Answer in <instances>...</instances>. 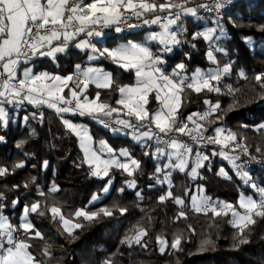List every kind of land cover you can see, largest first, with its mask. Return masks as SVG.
I'll return each mask as SVG.
<instances>
[{
    "label": "snow or ice",
    "instance_id": "1",
    "mask_svg": "<svg viewBox=\"0 0 264 264\" xmlns=\"http://www.w3.org/2000/svg\"><path fill=\"white\" fill-rule=\"evenodd\" d=\"M231 3L232 0H0V125L6 127L8 123L5 105L19 107L27 101L37 108L47 106L54 109L61 118L65 113L89 116L105 128L111 127L114 132L124 131L138 144L149 149L144 152L145 156H152L157 161H168L156 167L153 178L156 184L168 186V191L158 197V202L171 200L174 205L179 206L173 223L182 218L187 219L186 209L205 215L211 212L213 217L230 214L228 223L237 229L233 247L238 249L241 245L250 243L252 226L256 225L258 220L264 219V186H258L248 172L235 163L241 158L239 155H228L223 150L212 153L232 162L244 183L254 190L253 195H239L238 207L229 202L213 200L204 195L203 188H197V194L193 195H190L191 189H184L183 197L174 195L172 191L173 173L179 171L196 179L204 161L208 160V156L199 148L194 151L193 145L205 142L225 147L234 145V148H243V153L248 154L247 146L238 141L236 133L230 129L218 126L213 129L214 135H205L208 129L204 127V122L221 110L219 100L213 103L205 99V111L191 113L186 118L181 115L182 107L190 102L185 97L188 90L197 94L207 91L230 95L233 99L228 105V110H233L239 103L235 98L239 89L233 88L232 85L221 87L224 78L231 75L235 62L229 61L221 66L216 57V53L227 55V50L219 44V41L227 36L221 22V10ZM201 13L211 16L214 26L194 32L192 39L203 38L208 42L206 58L215 66L208 69L197 68L189 75L186 65L181 62L171 73H167L163 68V54L170 53L187 42L183 39L187 34L185 21H202L204 16ZM145 26H156L158 30H149L142 40L132 39L112 47H97L98 43H104L100 38L107 35L106 29L121 33ZM259 30L264 31V25L259 26ZM244 40L254 47L252 37H245ZM190 46L195 47L194 44ZM72 47L86 53L87 67L75 64L72 73L60 75L48 71L36 72L29 66L34 63L35 57H46L55 62ZM153 47L157 50L154 51ZM102 60H107L125 72L134 73V82L117 84L113 72L103 67L91 66ZM238 75L247 79L243 69ZM254 79L260 88L264 89V72L255 74ZM91 85L98 89L93 98L88 95ZM113 88L119 96L115 100L116 107L101 102L99 91H111ZM65 89H68V94H65ZM153 94L159 107L150 112L149 97ZM260 101H264V91L258 93V99L254 102ZM35 116L36 113H33L32 117ZM40 117L43 118L42 112ZM24 119L27 121L29 117L25 116ZM222 119V116L216 115V121ZM63 123L78 137L84 153V162L89 164L91 175L108 177L107 183L98 193L93 194L88 205L71 213L73 219H68L61 207L48 203L49 198L59 191V187L53 182L45 192L33 178L32 183L36 184V192L40 198L31 203H24L18 225L12 224L9 217L4 215V201L7 197L0 192V264H47V259L52 258L50 245L45 243L41 250V254L47 259H37L32 250L31 240H43L44 234L36 228L31 217L35 215L44 218L50 214L53 222L58 221L63 232L71 236L75 229L84 227L82 223H74V220L83 218L91 223L101 217H113L116 206H103L98 211L85 210L109 193L113 183L111 169L122 170L129 177H134V173L141 170L140 160L133 157L128 149L117 151L109 147L104 140H100L99 147L96 148L87 126L77 125L66 119ZM254 130L264 131V122L254 126ZM225 133L227 135H224ZM184 137L191 143L184 140ZM3 141L4 137L0 136V142ZM25 143L26 141H20L17 147ZM256 151H261L259 146ZM105 154L107 158H104ZM251 160L264 163V160H257L254 156ZM47 165L48 162L45 161L44 167ZM24 166V161L13 164L11 170L8 166L0 165V177L14 174L16 169ZM124 185L128 189L137 188L135 178L125 180ZM19 187L20 185H13V190ZM23 187L27 189L28 182H25ZM125 187H121L119 191L123 192ZM135 194L137 198L143 199L141 191ZM189 196L190 202L186 203ZM11 204L15 209L20 204V198L13 199ZM119 212L124 214L127 209L119 208ZM187 230L195 231L191 225H188ZM130 231L134 234H126L120 244L129 248L139 246L147 249L148 241L145 238L148 237V230L138 227ZM183 235V231H178L169 242L165 236L158 234L156 243L159 252L164 254L167 249L173 252L181 251ZM211 243L210 239H206L201 248ZM116 254L113 253L101 264H113Z\"/></svg>",
    "mask_w": 264,
    "mask_h": 264
},
{
    "label": "trees",
    "instance_id": "2",
    "mask_svg": "<svg viewBox=\"0 0 264 264\" xmlns=\"http://www.w3.org/2000/svg\"><path fill=\"white\" fill-rule=\"evenodd\" d=\"M221 22L227 36L223 37L219 44L227 50V55L216 53L217 60L221 66L229 61L235 62L231 75L224 78L221 87L232 85L233 88L239 89L235 94L239 103L233 110H228L232 96L207 91L197 94L188 90L185 97L190 102L182 107L181 115L186 118L191 113L206 110L207 106L203 103L205 99L213 103L219 100L221 110L216 115L222 116L223 119L216 121V115L211 116L208 120L210 127L214 129L222 126L230 129L236 133L237 140L247 146L248 153L254 152L264 158V131L254 130V126L264 122V101L254 102L258 99V93L264 91L254 79L255 74L264 72V31L259 30V26L264 25V0H233L232 5L222 11ZM185 23L187 34L183 39L187 42L163 56L164 69L170 71L183 62L187 73L190 74L198 67L206 69L215 66L206 58L208 42L203 38L192 39L193 33L198 31L200 26L191 19ZM143 30L144 27L139 31L120 35L109 34L105 37L104 46L112 47L118 41L136 38ZM245 37H252L254 47L245 42ZM192 44L195 45L194 48L190 46ZM77 63L85 64L84 54L71 48L66 55L61 54L54 64L48 62L35 69L46 68L53 72L68 74L73 72ZM95 64L113 72L117 84L134 82L132 72H125L107 60ZM241 69L246 72L247 79L238 75ZM97 90L90 86L88 95H94ZM99 91L101 102L111 105L115 103L118 97L115 88L111 91L104 89ZM5 108L8 123L6 127L0 125V136L4 137V141L0 142V165L8 166L11 170L13 164L25 162V166L16 169L14 174L0 177V192L7 197L4 201L6 204L4 215L8 216L14 225L19 224L18 218L24 203H31L40 198L36 192V184L47 192L54 182L59 191L49 198L48 203L61 207L66 218L73 219L71 213L88 205L93 194L98 193L107 183L108 177L91 175V168L84 162L78 139L64 125V119L87 124L94 145L104 139L113 149L128 148L132 156L141 162V170L134 173V177H129L122 170L111 169L113 183L109 193L105 194L101 201L85 209L98 211L103 206H116L111 218L101 217L91 223L83 218L74 220L75 223H82L84 227L75 229L73 235L69 236L63 232L58 221L53 222L50 214L44 218L33 215L31 219L36 228L44 234L43 240L39 238L31 240L32 250L37 259H47L41 254L47 243L51 246L52 252V258L47 259V264H101L113 253H117L113 257V264H264V219L258 220L257 224L252 226L250 243L241 245L238 249L233 247L237 229L229 225L230 215L213 217L211 212L205 215L186 209L187 219L182 218L173 223L179 206L174 205L171 200L158 202V197L168 191V186L156 184L153 178L157 160L152 156H145L144 152L149 149L135 144L127 135L105 129L95 124L88 116L63 114L61 118L55 110L46 106L37 108L23 103L19 107L6 105ZM33 113H36L35 118L32 117ZM25 116L29 117L27 121L24 119ZM243 125L248 127L245 128ZM20 141L26 143L17 147ZM257 146L260 147V152L256 151ZM239 149L243 151V148ZM201 151L208 156V160L204 161V166L199 170L200 175L196 179H191L179 171L173 173L174 195L183 197L184 189H191L192 193L195 185H202L208 197L238 207L239 194L251 191L243 189L244 181L232 170L228 169V175L220 173V168L226 167V164L219 155L212 154L213 151L218 153L217 146L205 145L201 147ZM45 161L48 162L46 168ZM247 172L253 182L255 181L258 186H264V168L254 166ZM33 178L36 179V184L32 183ZM132 178L136 180V189H128L124 185L125 180ZM25 182L29 184L27 189L23 187ZM13 185L20 187L13 190ZM121 187H125L123 192L119 191ZM137 191L142 192V200L137 198L135 194ZM17 197L20 198V204L13 209L11 201ZM189 199L190 196L186 203ZM119 208H126L127 212L120 214ZM188 225L195 231L189 232ZM138 227L148 230V237L145 238L148 241V248L143 249L139 246L129 248L121 245L120 240L126 234H134L130 229ZM178 231L184 232L182 250L173 252L167 249L161 254L156 236L158 234L165 236L170 242L173 234ZM206 239H210L212 243L202 249L201 244Z\"/></svg>",
    "mask_w": 264,
    "mask_h": 264
},
{
    "label": "crops",
    "instance_id": "3",
    "mask_svg": "<svg viewBox=\"0 0 264 264\" xmlns=\"http://www.w3.org/2000/svg\"><path fill=\"white\" fill-rule=\"evenodd\" d=\"M202 15H204V17H205V20H202V21H194V20H192L193 22H195L196 24H198L199 26H200V29L198 30V31H202L203 30V28H205L208 24H212V22H211V17L209 18V16L207 17V15H205L204 13H201ZM143 28V27H142ZM139 29H141V28H139ZM139 29H136V30H134V31H139ZM149 30H153V31H155V30H158L157 28H156V26H152L151 28H148L147 26H145L144 27V30L143 31H141V32H139L138 33V36L136 37V38H131V39H127V40H132V39H135V40H142L143 39V37L147 34V32L149 31ZM106 31V33H107V35H109V34H123V32H121V33H116L113 29H106L105 30ZM133 31V32H134ZM106 35V36H107ZM105 36V37H106ZM105 37H102V38H100V39H102L103 41H104V43L103 44H100V43H98L97 44V47H103L104 46V44H105ZM94 43L96 42V41H93ZM123 42H126V40H121V41H118L116 44H119V43H123ZM115 44V45H116ZM114 45V46H115ZM72 48H74V47H72ZM76 49V48H75ZM77 51H79L80 53H82V54H84V57H85V61H86V53L85 52H81L80 50H78V49H76ZM153 50L154 51H156L157 49L155 48V47H153ZM208 50V49H207ZM207 52V51H206ZM165 54H167V53H164L163 54V56L165 55ZM42 60H47L49 63H51V64H54L55 62H53L50 58H46V57H35L34 58V63L33 64H31V65H29V66H31V67H33L34 68V70L36 71V72H41V71H48V72H50V73H59L60 75H68V74H62V73H60V72H53V71H50V70H48V69H46V68H38V69H35V67H37V66H39V65H41V66H43L44 64H46V63H48V62H43ZM164 60V59H163ZM165 61V60H164ZM77 64H80V63H77ZM82 66H85V67H87L88 65L85 63V64H82ZM91 66H94V67H102V66H100V65H97V64H92ZM44 67H46V66H44ZM176 67V66H175ZM174 67V68H175ZM211 67H214V66H211ZM163 68H164V65H163ZM173 68V69H174ZM199 68V67H198ZM208 68H210V67H208ZM208 68H206V69H208ZM173 69H171L170 71H166L165 69V71L167 72V73H171L172 72V70ZM197 69V68H196ZM201 69H203V68H201ZM73 71H74V68H73ZM70 73H72V72H70ZM191 74V73H190ZM189 74V75H190ZM133 75H134V73H133ZM92 87H95L94 85H91ZM96 88V87H95ZM65 94H68V89H65ZM95 96V94L94 95H89V97L90 98H93ZM119 98V96L117 97V99ZM149 101H150V103H149V106H148V108H149V111L151 112V111H153V110H155L156 108H158L159 107V105H158V103H157V101L154 99V94L153 95H150V97H149ZM24 103H27V104H29V105H31V106H34V105H32V104H30V103H28L27 101H24ZM6 106V105H5ZM113 107H116V105H115V103L112 105ZM47 107V106H46ZM54 110V109H53ZM203 111H205V110H202V112ZM65 114H73V113H65ZM78 115V114H77ZM80 116V115H79ZM89 117V116H88ZM89 118H91V117H89ZM92 120H93V122L95 123V124H97V125H99V126H102V124H100V123H98L95 119H93V118H91ZM207 123H209L208 121H207ZM74 124H77V125H85V126H87V128H88V130H89V126L87 125V124H85V123H74ZM73 133V132H72ZM115 133H119V132H115ZM74 134V133H73ZM119 134H121V132L119 133ZM75 135V134H74ZM122 135V134H121ZM124 135V134H123ZM126 135V134H125ZM224 135H227V133H225ZM76 136V135H75ZM128 137H129V135H127ZM77 137V136H76ZM77 139H78V137H77ZM129 139H131L130 137H129ZM101 140H104V139H101ZM135 144H138L135 140H133V139H131ZM104 141H106V140H104ZM99 142V141H98ZM96 143V145H94V147H96V148H98L99 147V143ZM107 142V141H106ZM78 143H79V139H78ZM107 145L109 146V147H111L110 145H109V143L107 142ZM138 145H140V144H138ZM79 146H80V144H79ZM214 146H217L219 149H218V153L221 151V150H223V151H225L228 155H233V149H232V147L230 148V147H225L224 145H217V144H214ZM234 147V146H233ZM112 148V147H111ZM113 149V148H112ZM120 149H128V148H126V147H123V148H118V149H115V150H120ZM195 149L196 148H194V151H195ZM200 150H201V148H199ZM129 150V149H128ZM203 153V152H202ZM83 155H84V153H83ZM220 156V155H219ZM104 158H107V154H105V157ZM154 158V157H153ZM220 158L225 162V164H226V167H221L220 168V171H221V169H223V173H226V175H228V169H230V170H232L234 173H236V171L234 170V166H233V164H231L230 165V163H229V160H227V159H225L223 156H220ZM156 160V159H155ZM163 160V159H162ZM162 160L161 161H157L158 163H157V166H161V163H162ZM88 164V163H87ZM89 165V164H88ZM190 167H191V165L189 166V169H190ZM189 169H188V171H189ZM247 172V171H246ZM225 175V174H224ZM205 194V193H204ZM239 198V197H238ZM214 200H217V199H214ZM220 201V200H219ZM189 202H190V199H189ZM230 215V214H229ZM230 217H231V215H230Z\"/></svg>",
    "mask_w": 264,
    "mask_h": 264
},
{
    "label": "built area",
    "instance_id": "4",
    "mask_svg": "<svg viewBox=\"0 0 264 264\" xmlns=\"http://www.w3.org/2000/svg\"><path fill=\"white\" fill-rule=\"evenodd\" d=\"M232 3H233V0H232ZM232 3L226 5L224 9L230 7V6L232 5ZM224 9L221 10V14H222V11H223ZM204 14H206V13H204ZM206 15H208V14H206ZM133 22H135V21H133ZM141 28H142V27H141ZM136 29H139V28L128 29V30L124 31L123 33L132 32V31H134V30H136ZM199 112H202V111H199ZM189 126L192 127L191 122H189ZM102 127L105 128L103 125H102ZM114 127H116V126L114 125ZM204 127L208 129V131L205 133L206 136L214 135V131H213V129L207 124V121L204 122ZM105 129H108V130L113 131L111 127H110V128H105ZM120 132L125 133L124 131H120ZM184 140H186L187 142L191 143V141H189L187 137H184ZM205 145H209V143H206V142H205L204 144L193 145V147H194V148H201V147H203V146H205ZM212 145H214V144H212ZM233 155H239V156L241 157V158H240L239 160H237L235 163L238 164V165H241L243 171H246V170H248V169H250V168H252V167H254V166L259 167V168H264V163H257L256 161L251 160V157H253V156L256 157L257 160H264L263 157L261 158V157L257 156L255 153L244 154L243 151L240 150L239 148H234V149H233ZM234 170H235L236 173H237V169H236L235 167H234Z\"/></svg>",
    "mask_w": 264,
    "mask_h": 264
},
{
    "label": "rangeland",
    "instance_id": "5",
    "mask_svg": "<svg viewBox=\"0 0 264 264\" xmlns=\"http://www.w3.org/2000/svg\"><path fill=\"white\" fill-rule=\"evenodd\" d=\"M204 16V15H203ZM206 17V16H205ZM205 17H204V20H205ZM208 17V16H207ZM209 18H210V16H209ZM211 22H212V17H211ZM214 26V24H213V22H212V24H208L206 27H213ZM218 34V33H217ZM164 59V58H163ZM209 126H210V124L209 123H207ZM121 134L123 135H125V133H123V132H121ZM129 137L132 139V136L131 135H129ZM234 146V145H233ZM231 148V147H230ZM234 147H232V149H233ZM219 149V148H218ZM254 153V152H253ZM155 159V158H154ZM168 161L166 160V159H163L162 160V163H161V166H162V164L163 163H167ZM158 163V162H157ZM229 163H230V165L232 164V162H230L229 161ZM189 171H190V169H189ZM247 171V170H246ZM220 173H221V171H220ZM221 174H223V173H221ZM190 177V176H189ZM191 178V177H190ZM192 179V178H191ZM255 182V181H254ZM256 183V182H255ZM257 184V183H256ZM197 188H203L204 189V187L202 186V185H195L194 187H193V190H192V193H191V195H193V194H197ZM243 189H245V190H250L251 192H249V193H244V192H241V193H244L245 195H253V193H254V190L253 189H251L250 188V186H248V185H246L244 182H243ZM240 193V194H241ZM239 194V195H240ZM205 195V194H204ZM207 196V195H206ZM6 216V215H5ZM74 222V221H73ZM75 223V222H74Z\"/></svg>",
    "mask_w": 264,
    "mask_h": 264
}]
</instances>
